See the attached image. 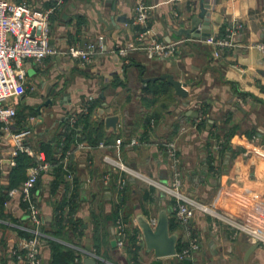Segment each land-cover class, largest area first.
<instances>
[{
    "label": "crops",
    "instance_id": "0c3cea01",
    "mask_svg": "<svg viewBox=\"0 0 264 264\" xmlns=\"http://www.w3.org/2000/svg\"><path fill=\"white\" fill-rule=\"evenodd\" d=\"M21 2L36 10H50L49 44L56 51L38 63H25L28 88L16 102L14 123L17 129L29 128L26 137L29 147L39 151L40 142L50 141L68 114L78 112L93 97L96 104L92 119L103 122L107 134L101 141L106 143L105 139H109L112 144L117 138L129 143L136 140L118 148L123 162L145 176L169 183L171 170L165 143L175 140L185 192L235 220L264 231V52L255 46L264 41V0H145L150 12L147 24L154 35L163 41L184 39L169 59H151L141 50L130 51L123 57L116 53L117 46L135 35L134 0ZM201 3L210 12L209 35L224 38L219 35L222 26L227 32L233 23L241 24L229 45L218 48L205 42V37L185 38L172 33V28L189 25ZM98 12L106 20L112 17L115 21L112 29H106L99 21ZM100 35L104 37L103 47L96 50L87 65L64 53L69 46L83 47ZM168 75L184 83L186 96L175 93ZM154 87L157 93L151 95ZM153 112L156 114L148 122L146 118ZM113 114L119 117L117 128L107 130L104 120ZM11 147L9 134L0 130L2 185L7 184L12 168L3 163ZM105 150L87 146L73 153V176L83 196L73 216L83 226L77 233L67 226L66 239H51L78 253L85 252L81 253L82 264L89 257L87 252L95 251L98 259L92 258L97 260L96 264H133L131 248L127 243L123 248L112 243L113 221L105 219L116 204L118 192L114 182L121 176L113 172V184L103 185L105 166L101 156ZM51 178L49 170L41 176L36 190L44 225L52 219L55 201L71 185L64 178L66 184L51 195L48 189ZM138 181L127 178L125 202L129 210L123 204V218L128 231L137 229L140 233L137 211L141 208L147 219L156 218L147 216V207H153L156 213L161 206L172 210V200L152 185ZM141 187L146 191L139 192ZM5 210L15 224L0 222V264H23L11 254L23 238L16 226L26 225L23 208L14 199ZM93 213H102L98 218L104 220L97 231ZM190 223L201 240L194 264H264L262 244L245 256L251 245L245 233L215 222L202 212H197ZM171 233H177L178 239L185 241L182 227ZM137 245L141 247L137 251L139 264L181 262L175 256L156 257L145 249L142 241ZM38 251L42 264H49L51 254L46 242H42Z\"/></svg>",
    "mask_w": 264,
    "mask_h": 264
},
{
    "label": "built area",
    "instance_id": "2783aa9c",
    "mask_svg": "<svg viewBox=\"0 0 264 264\" xmlns=\"http://www.w3.org/2000/svg\"><path fill=\"white\" fill-rule=\"evenodd\" d=\"M49 14L50 10H36L26 2L0 0V130L9 134L12 141V147L3 163H6L9 168L13 167L18 153H25L36 159L35 163L28 169L26 178L17 187L7 190V199L3 202L5 209L10 206L14 199H18L19 202L21 201L26 204L23 209L26 225L17 224L16 226L21 231L26 232L28 236L23 237L19 244L11 250V254L15 259L23 264H42L38 249L43 240L51 238L41 230L43 221L38 196L34 192L35 184L43 174L51 170V165L42 151L35 152L27 144L26 137L30 131L29 128L17 129L14 123L16 102L26 91L27 68L25 63L27 61L38 63L43 58L56 52L49 44L51 32ZM149 18L150 12L145 0H134L132 22L139 29L135 31L133 38L117 46L116 53L118 55L123 57L129 54L130 51L141 50L151 59H169L177 51L178 46L184 39L168 42L159 40L148 27L147 22ZM239 28H241V24L235 22L227 29L228 33L226 37L217 38L216 36L209 35L204 41L218 48H223L230 44V38L235 34L236 29L238 30ZM103 42L104 37L100 35L95 41L86 43L83 47L78 45L69 46L64 53L73 59L79 60L81 64L87 65L92 61L96 50L103 47ZM255 46L264 52V41ZM215 54L217 55V52ZM93 99V97H89L78 112L73 111L68 114L66 121H68L70 126H75L80 114L88 112V106ZM121 142V139L117 138L114 144L111 145H107L103 141L98 143V147L106 149L101 156V160L105 166L101 181L105 187H110L113 184V172H118L121 176L114 182L118 193L125 188L127 178L131 177L147 185H152L172 200L171 207L173 214L184 230L186 243V246L174 255L177 260L188 259L194 264L195 254L200 249L201 240L194 234L190 221L197 212L206 213L215 222H222L231 229L245 233L249 237L255 238L259 244L264 245V231L258 226H249L235 220L213 206L189 196L185 192L182 175L178 169L179 157L175 140H169L165 143L171 170L169 183H163L145 176L123 162L118 155V148ZM134 143H136V140L132 139L130 144ZM64 144L65 140L62 138L60 146H64ZM87 146L86 142L78 141L63 153L58 151L57 157L62 156L63 165L66 166L68 159L73 156V153L77 149ZM110 150H112V153L113 150H116L117 153L112 154ZM65 179L71 183L73 173L71 171L66 172ZM148 220L153 224L155 218ZM0 222L13 226L15 224L10 220H0ZM113 232L116 245L123 248L126 245L129 231L122 217L115 220ZM140 241L141 237L137 236L135 243L138 244ZM80 252L85 253L82 250ZM87 254L90 257L98 259L95 252H87Z\"/></svg>",
    "mask_w": 264,
    "mask_h": 264
},
{
    "label": "trees",
    "instance_id": "16d2710c",
    "mask_svg": "<svg viewBox=\"0 0 264 264\" xmlns=\"http://www.w3.org/2000/svg\"><path fill=\"white\" fill-rule=\"evenodd\" d=\"M21 1L22 0H15V2H21ZM135 29L138 30L139 28L135 26ZM219 35L220 37L227 36V32L225 31V26L221 27ZM166 89H169V87H167ZM150 93L151 95L156 94L157 88L155 89L154 87V89H151ZM154 102H155L154 100H150V103H154ZM95 104H96V101L95 103L93 101L90 103V105L88 106V112L86 114H80L74 127L70 126L68 121L65 120L60 130L57 131L55 136L50 141H41L38 146L39 151H42L45 154L47 160L50 162V165H51L52 178L48 184V189L51 195H54L57 193L60 185L66 184L64 183L66 172L71 171L73 173L72 159H71L72 157L68 159L67 165L64 166L63 158L62 156L57 157V152L61 151L63 153L72 144H75L78 141H84L89 147L94 148L107 135L104 130V127H102L103 122L100 121L98 123L92 119V115L95 112ZM155 114H156L155 112L151 113V115L148 116L146 120L149 122L151 120V117L155 116ZM225 137L226 139L230 138V134H227ZM62 138H64L65 140L64 146H60V141ZM105 140H106L105 144L111 145V143H109L110 142L109 139H105ZM127 143H129V140L127 141L123 140L121 142V148L123 146L125 147ZM225 146L226 145L223 144V147ZM35 161L36 159L28 156L25 153H18V155L16 156L15 165L8 172L7 184L6 185L0 184V219L11 220L10 216L5 212L6 210L3 207V202L7 199V190L13 187H17L26 178L28 169L30 168L31 165L35 163ZM39 184H40V180H38L37 183L35 184L34 192H36V190L39 188ZM70 184L71 185L67 187L69 189L68 192H65L62 195V198L60 200L55 201L51 221L48 222L46 225L43 224L41 226V230L45 234L49 235L51 238L56 237L62 240L66 239L67 235H65L66 234L65 229L67 226L72 227V232L74 233L81 232L83 224L81 223L80 220L76 221V219H74L73 212L76 209V206L79 203V201L82 200V196L80 195L79 190H78L79 183L77 182L74 176ZM126 186L121 192L118 193L116 204L111 209L110 216L105 217L106 221H109V220L113 221V224H114L115 220L119 217H122V219L124 220L123 218L124 212H123L122 204H125V199L127 196ZM147 196L148 194H146L145 198H147ZM20 205L23 209L26 206V204L21 201H20ZM101 214L95 215L93 213L94 223H95V228H96L95 231L98 230L101 224L104 225V222H103L104 220H102L101 217L98 218V216H101ZM179 226L180 224L176 220L174 214L170 213L169 214V230L172 232L175 230V228H178ZM20 233L22 237L28 236V234L24 231H21ZM139 234L140 233L137 229L129 231L127 242H126L129 248H131V250H129V253L133 259V264H139L138 257H137L138 255L137 251L140 250L141 247L140 245H137L135 243L136 238L137 236H139ZM51 238L45 239L46 244L48 245L50 254H51L49 264H82L81 253H78V251H76L75 249L65 246L61 244L60 242H57ZM96 242L98 243L97 238H96ZM133 246H135L134 250H132ZM185 246H186L185 241H182L179 238L177 241V251H180ZM154 264H157V263H154ZM179 264H192V263L188 259H183Z\"/></svg>",
    "mask_w": 264,
    "mask_h": 264
},
{
    "label": "water",
    "instance_id": "95a60500",
    "mask_svg": "<svg viewBox=\"0 0 264 264\" xmlns=\"http://www.w3.org/2000/svg\"><path fill=\"white\" fill-rule=\"evenodd\" d=\"M210 12L200 4L199 11L191 16L189 19V25L179 28H172V33L183 36L185 38H201L209 36V20ZM99 21L105 25L106 29H112L115 25V21L110 17V20H106L101 17L98 12ZM204 38V39H205ZM169 41V40H168ZM167 41V42H168ZM169 83L175 88V93L178 96H186L187 91L184 88V83L179 80H175L171 75H168ZM119 117L117 115H109L104 120V125L107 130H116ZM83 197V196H82ZM171 208H166L161 206L158 208L157 216L153 224L144 216L141 209L135 214V218L140 230L141 241L143 246L147 251H152L153 254L158 257H171L177 253V241L178 234L171 233L169 230V214L171 213ZM250 246L246 251L245 256H247L252 250L259 246L258 241L250 237L248 238ZM42 242H46L43 240ZM115 245V241L112 242ZM97 260L92 257H85V264H96Z\"/></svg>",
    "mask_w": 264,
    "mask_h": 264
},
{
    "label": "rangeland",
    "instance_id": "374dc122",
    "mask_svg": "<svg viewBox=\"0 0 264 264\" xmlns=\"http://www.w3.org/2000/svg\"><path fill=\"white\" fill-rule=\"evenodd\" d=\"M218 38V37H217ZM28 88V87H27ZM27 88H26V91H27ZM138 183H141L142 184V181H138ZM142 191H146V188H144V187H141V190L139 191V192H142ZM128 196H129V194H128ZM134 201H136V200H134ZM126 203H127V201L125 202V207H124V205L122 204V207H124L125 209H127V207L129 206V204L126 206ZM207 204V203H206ZM210 205V204H209ZM141 206V205H140ZM141 209V208H140ZM147 213H148V211H149V214H147V216H150V215H152V216H157V213H156V210L153 208V207H150L149 206V208L147 207ZM128 210H129V208L127 209V212H128ZM150 210H151V213H150ZM146 212V211H145Z\"/></svg>",
    "mask_w": 264,
    "mask_h": 264
}]
</instances>
